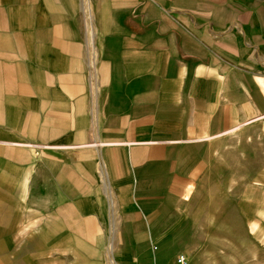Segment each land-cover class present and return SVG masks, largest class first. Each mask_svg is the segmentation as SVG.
Here are the masks:
<instances>
[{"label":"crops","instance_id":"1","mask_svg":"<svg viewBox=\"0 0 264 264\" xmlns=\"http://www.w3.org/2000/svg\"><path fill=\"white\" fill-rule=\"evenodd\" d=\"M86 3L95 74L85 0H0V264H264V0Z\"/></svg>","mask_w":264,"mask_h":264},{"label":"bare ground","instance_id":"2","mask_svg":"<svg viewBox=\"0 0 264 264\" xmlns=\"http://www.w3.org/2000/svg\"><path fill=\"white\" fill-rule=\"evenodd\" d=\"M85 10H86V18H87L88 43H89L90 49L92 50V56H93L91 58V63H92L93 73L95 74V71H96V59H97V48H96V43H95V38H94V26H93V23H92V16H91V12L89 10V5L86 3V0H85ZM90 57H91V55H90ZM94 78H95V75H94ZM95 81H96V78H95Z\"/></svg>","mask_w":264,"mask_h":264},{"label":"rangeland","instance_id":"3","mask_svg":"<svg viewBox=\"0 0 264 264\" xmlns=\"http://www.w3.org/2000/svg\"><path fill=\"white\" fill-rule=\"evenodd\" d=\"M92 14H93V16L95 15V11H94V8L92 7ZM83 13H84V16H85V12H84V10H83ZM85 20H86V16H85ZM86 24H87V21H86ZM96 41V40H95ZM91 50V49H90ZM91 52H92V50H91ZM93 57V56H92ZM240 141H238V142H236V144H242L243 145V143H244V145H246V138L245 139H239ZM245 142H244V141ZM259 140V143H257V145H259V146H261V147H263V144H264V142H263V140H262V137H260V139H258ZM231 142V141H230ZM230 144V143H229ZM259 151V150H258ZM256 156H258V157H260V159L258 160V161H260L261 159H262V156H264V154H263V152H262V150H260V152H259V154H258V152H257V154H256ZM258 163V162H257Z\"/></svg>","mask_w":264,"mask_h":264},{"label":"built area","instance_id":"4","mask_svg":"<svg viewBox=\"0 0 264 264\" xmlns=\"http://www.w3.org/2000/svg\"><path fill=\"white\" fill-rule=\"evenodd\" d=\"M155 264V263H153ZM172 264H190L188 257L185 254H178Z\"/></svg>","mask_w":264,"mask_h":264}]
</instances>
